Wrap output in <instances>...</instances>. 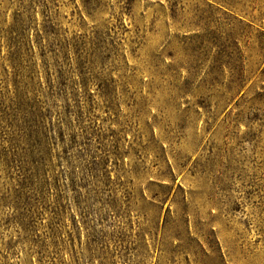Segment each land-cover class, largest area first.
<instances>
[{"label": "rangeland", "instance_id": "obj_1", "mask_svg": "<svg viewBox=\"0 0 264 264\" xmlns=\"http://www.w3.org/2000/svg\"><path fill=\"white\" fill-rule=\"evenodd\" d=\"M0 264H264V0H0Z\"/></svg>", "mask_w": 264, "mask_h": 264}]
</instances>
